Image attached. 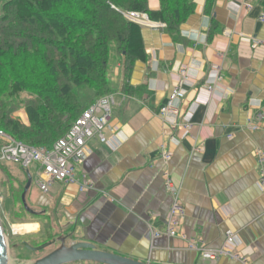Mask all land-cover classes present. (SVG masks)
Wrapping results in <instances>:
<instances>
[{
	"label": "crops",
	"instance_id": "obj_1",
	"mask_svg": "<svg viewBox=\"0 0 264 264\" xmlns=\"http://www.w3.org/2000/svg\"><path fill=\"white\" fill-rule=\"evenodd\" d=\"M148 2L152 10L161 7L160 0ZM193 2L196 11L182 25L180 40L162 27L143 26L147 61H137L128 75L120 62L112 67L108 141L90 139L88 157L76 170L77 176L85 172L94 188L79 192L75 184L56 182L43 193L37 183L31 185V208L54 215L51 235L149 264H244L229 257L211 262L189 248L190 240L221 248L230 230L236 234L233 250L246 264H264L259 185L264 162L256 154L264 153V130L249 128L256 112L264 110V5L262 0H215L207 11V0ZM212 22L219 31L208 41ZM182 68L187 78L179 115H163ZM206 82L213 92L202 86ZM189 121L190 131L180 128ZM164 143L172 152L168 162L161 156ZM166 175L185 207L173 237L154 236V230H165L173 203ZM38 220L29 222L38 225L30 232H42L44 222ZM48 231L44 226V234Z\"/></svg>",
	"mask_w": 264,
	"mask_h": 264
},
{
	"label": "trees",
	"instance_id": "obj_2",
	"mask_svg": "<svg viewBox=\"0 0 264 264\" xmlns=\"http://www.w3.org/2000/svg\"><path fill=\"white\" fill-rule=\"evenodd\" d=\"M148 1L0 0V129L50 148L91 103L114 92L112 67L120 62L128 75L146 62L143 28L122 11L145 12L180 40L196 11L193 0H160L157 10ZM214 1L207 0V11ZM218 31L212 22L208 41ZM21 107L29 124L15 116Z\"/></svg>",
	"mask_w": 264,
	"mask_h": 264
},
{
	"label": "built area",
	"instance_id": "obj_3",
	"mask_svg": "<svg viewBox=\"0 0 264 264\" xmlns=\"http://www.w3.org/2000/svg\"><path fill=\"white\" fill-rule=\"evenodd\" d=\"M124 16L139 25L149 27H163L161 22L150 20L145 12L122 11ZM264 20V15L261 17ZM217 71L219 66H215ZM187 78V69H181V81H179L167 98V102L161 108V113L179 115L178 105L185 97L183 82ZM222 79V76H218ZM209 91H214V86L208 82L202 85ZM114 104L113 94L102 96L91 103L82 115L72 124L70 129L60 137L52 147H36L16 140L10 134L0 129V155L2 158L19 162L25 168H34L33 180L38 184L43 193H49L56 182H67L78 186L79 192H86L94 188L93 181L89 176L82 172L77 176V167L82 165L88 157L87 142L97 137L100 141L106 142L108 139L104 134L105 128H110L112 116V105ZM193 127L192 122L180 123V128L190 131ZM249 128L251 130H264V110L256 112L254 118L250 120ZM258 162H264V153L256 152ZM161 156L168 162L172 158V152L167 144L161 145ZM167 188L173 195V203L168 212L165 230L155 231L154 236L166 235L168 237L176 236L182 227L185 217V207L180 200V190L173 181L166 175ZM259 185L264 192V176H261ZM234 232L228 231L226 240L221 248L213 249L207 246L205 242L197 243L190 240L189 248L200 252L203 259L214 262L221 257H229L247 263V259L233 250V243L236 238Z\"/></svg>",
	"mask_w": 264,
	"mask_h": 264
},
{
	"label": "rangeland",
	"instance_id": "obj_4",
	"mask_svg": "<svg viewBox=\"0 0 264 264\" xmlns=\"http://www.w3.org/2000/svg\"><path fill=\"white\" fill-rule=\"evenodd\" d=\"M21 108L15 113V116L23 123L29 124L28 114L24 107ZM29 174H33L30 168L23 167L19 162L4 159L0 155V220L8 243L10 264H32L59 245L55 243L45 249L33 251L23 244L24 241H28L31 245L38 246L58 238L55 234L54 237L50 234L52 229L54 230V226L57 225L52 214L50 216L41 215L40 219L44 222L42 230L40 229L42 232H30L36 230L38 225L29 222H39V220L34 218L22 203V193ZM36 186V182L33 181L32 187L35 188ZM26 200L30 206L27 196ZM26 225L29 226L30 230L26 228ZM44 226L49 229L47 234H44Z\"/></svg>",
	"mask_w": 264,
	"mask_h": 264
},
{
	"label": "water",
	"instance_id": "obj_5",
	"mask_svg": "<svg viewBox=\"0 0 264 264\" xmlns=\"http://www.w3.org/2000/svg\"><path fill=\"white\" fill-rule=\"evenodd\" d=\"M33 176L28 175V181L22 193V202L25 209L32 214L38 213L33 210L27 203L26 196L32 185ZM68 237L62 236L47 241L41 245L34 246L28 241L23 244L33 251H39L60 243L53 251L37 259L32 264H74L78 262H98L103 264H149L128 258L113 252L99 250L96 246L86 241L67 242ZM0 264H10V252L6 240L4 228L0 220Z\"/></svg>",
	"mask_w": 264,
	"mask_h": 264
},
{
	"label": "flooded vegetation",
	"instance_id": "obj_6",
	"mask_svg": "<svg viewBox=\"0 0 264 264\" xmlns=\"http://www.w3.org/2000/svg\"><path fill=\"white\" fill-rule=\"evenodd\" d=\"M58 244H60V243H58Z\"/></svg>",
	"mask_w": 264,
	"mask_h": 264
}]
</instances>
